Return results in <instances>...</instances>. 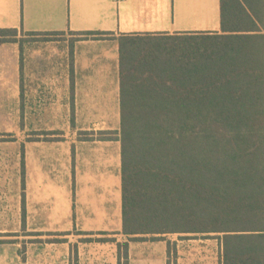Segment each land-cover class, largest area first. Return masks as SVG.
Segmentation results:
<instances>
[{"label":"trees","instance_id":"1","mask_svg":"<svg viewBox=\"0 0 264 264\" xmlns=\"http://www.w3.org/2000/svg\"><path fill=\"white\" fill-rule=\"evenodd\" d=\"M16 35L0 28V42ZM118 46L120 127L95 138L120 141L121 233L213 234L222 264H264V0H220L218 32L122 34Z\"/></svg>","mask_w":264,"mask_h":264},{"label":"crops","instance_id":"2","mask_svg":"<svg viewBox=\"0 0 264 264\" xmlns=\"http://www.w3.org/2000/svg\"><path fill=\"white\" fill-rule=\"evenodd\" d=\"M0 28L52 38L44 45L33 42L26 58L20 40L0 42V116L7 115L9 126L16 127L19 116L28 133L57 130L78 136L93 127L96 134L115 132L120 127L119 36L218 32L220 0H0ZM88 31L109 34L96 39L82 34ZM117 135L79 140L51 134L20 146L17 139L0 141V203L9 207L0 217V238H10L16 226L10 205L22 204V194L24 225L38 235L68 236L75 228L78 234L105 235L121 229ZM107 239L112 241L98 242H115L117 250L126 244L123 264H146L134 258L129 241ZM202 239L218 241L222 264L221 242L213 234ZM12 244L0 243V264H25ZM177 247L167 254L169 264L186 259L179 256L186 250Z\"/></svg>","mask_w":264,"mask_h":264},{"label":"rangeland","instance_id":"3","mask_svg":"<svg viewBox=\"0 0 264 264\" xmlns=\"http://www.w3.org/2000/svg\"><path fill=\"white\" fill-rule=\"evenodd\" d=\"M16 39L20 40L24 45V58H26V52L31 48L30 45L34 44L33 42L38 43L37 45H44L52 40V38L45 36L34 37L22 33H17ZM6 116V114L5 117L0 116V122L5 124V126L0 127V141L17 139L19 140V146L21 143L24 144L26 139H48L51 134H66L68 139L87 140L89 139L87 137H90L91 133H93L92 139H94L97 135L95 131H98L96 127H93L89 130L81 131L78 136H73L71 131L66 133L57 130L52 133L47 130L35 129L33 133H28V130L24 127V117L20 119L18 116L16 127H11L8 125L9 119ZM4 152L8 155L9 150L6 149ZM5 163L9 167L10 159L8 156ZM7 207L8 203H0V217L4 216V210L7 212L9 209ZM10 208L16 210V226L11 229L8 235L10 238H0V243H13L12 248L19 253L25 264H50L49 260L56 257L57 260L54 264H123L124 247H120L117 250L115 242H96L95 239L98 237L106 239L114 237L116 241L121 243L129 241L131 252L135 254L134 258L136 260H144L146 264H169L167 243H169V248L173 252L175 244L178 245V250H182L183 246L186 251L179 253V256L184 255L186 257L183 264H218L219 262V243L214 239H180L177 234H166L162 240H153L150 235L139 236L146 237L142 240H128L120 233V227L118 230L109 231L105 235L78 234L79 228L72 229V234L68 236L48 235L46 232L43 235H38L30 229V226L24 225L25 204L24 211L21 203H16L15 208L11 204ZM10 217L12 225V210ZM207 243L208 246L206 245ZM51 249L54 251H49ZM171 259L173 261V258ZM134 262L136 261L133 260ZM179 264H182V262Z\"/></svg>","mask_w":264,"mask_h":264}]
</instances>
